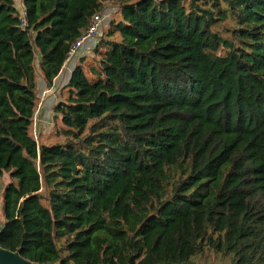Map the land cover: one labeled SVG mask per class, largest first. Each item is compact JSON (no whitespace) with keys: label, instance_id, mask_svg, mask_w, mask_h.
<instances>
[{"label":"trees","instance_id":"trees-1","mask_svg":"<svg viewBox=\"0 0 264 264\" xmlns=\"http://www.w3.org/2000/svg\"><path fill=\"white\" fill-rule=\"evenodd\" d=\"M21 1L26 27L0 0V248L34 264H264V0ZM108 3L97 65L75 67L55 107L63 140L37 141L36 62L53 88Z\"/></svg>","mask_w":264,"mask_h":264},{"label":"rangeland","instance_id":"rangeland-1","mask_svg":"<svg viewBox=\"0 0 264 264\" xmlns=\"http://www.w3.org/2000/svg\"><path fill=\"white\" fill-rule=\"evenodd\" d=\"M17 6L20 12L24 10L20 1L18 2ZM116 12L117 9L115 4L108 3L107 9L101 15L103 18L102 30L99 31L98 35L95 38L93 37V39L89 42L95 41L96 47L98 46L102 31L110 24L112 16H114ZM115 18H119V15L115 16ZM86 44L79 50L78 52L79 55L76 57L77 60L74 61L73 59L69 64H66L65 68L63 69L64 74H62L61 78H59L57 85L55 84V86L51 89H48V87L46 86L39 70V62L38 61L36 62L35 66H36L37 86H38V91H37L38 105L34 118L33 137L39 142L54 144L61 142L63 140V127L61 123V117L55 113V107L63 99V94H64L63 92L69 83V78H70L69 75H72L71 73L73 72L74 68L78 66V63H80V61L85 63L83 68L85 72L88 73V75L90 68L93 65L95 66L97 65L96 62L98 56H94L95 54L93 55V51H91L90 55H86V54H84L85 56L83 55L84 51L82 50L86 46ZM96 47L94 49H96ZM82 57L85 58L80 60ZM10 181L11 180L9 174H5L2 178V183L0 187V225L1 226L5 223L3 216V194L5 188L10 183Z\"/></svg>","mask_w":264,"mask_h":264},{"label":"built area","instance_id":"built-area-1","mask_svg":"<svg viewBox=\"0 0 264 264\" xmlns=\"http://www.w3.org/2000/svg\"><path fill=\"white\" fill-rule=\"evenodd\" d=\"M23 11L21 13V19H22V27H26V9L23 7ZM20 11V10H19ZM102 22L103 18L101 15H96L93 19V21L90 23L88 29L83 34V36L75 43V45L72 47L70 54L68 56V59L66 61V64H69L73 59H75L79 54V50L89 41L95 38L99 31L102 30ZM65 64V66H66ZM64 66V68H65ZM63 68V69H64Z\"/></svg>","mask_w":264,"mask_h":264},{"label":"water","instance_id":"water-1","mask_svg":"<svg viewBox=\"0 0 264 264\" xmlns=\"http://www.w3.org/2000/svg\"><path fill=\"white\" fill-rule=\"evenodd\" d=\"M0 264H34L26 259H24L20 252H10L5 249L0 248ZM172 264V263H165Z\"/></svg>","mask_w":264,"mask_h":264},{"label":"crops","instance_id":"crops-1","mask_svg":"<svg viewBox=\"0 0 264 264\" xmlns=\"http://www.w3.org/2000/svg\"><path fill=\"white\" fill-rule=\"evenodd\" d=\"M21 2V4H22V1L21 0H15V2H16V8L18 9V6H17V4H18V2ZM22 6H23V4H22ZM24 7V6H23ZM96 47V42L95 41H92V42H88L87 44H86V46L83 48V50L82 51H84L83 52V55L84 54H86V55H90L91 54V51H94V48ZM85 56V55H84ZM83 58H85V57H82L80 60H82ZM86 62V61H85ZM81 64H83V66H84V64L85 63H83V62H81L80 61V63H78V65H81ZM62 74H64V71L62 70V72H61V74H60V76L56 79V81H55V83H54V86H55V84L57 85V83H58V81H59V78H61V76H62ZM72 74V73H71ZM69 77L71 78V75H69ZM70 78H69V81H70ZM61 80V79H60Z\"/></svg>","mask_w":264,"mask_h":264}]
</instances>
